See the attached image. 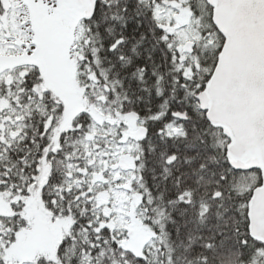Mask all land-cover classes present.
<instances>
[{
	"label": "snow or ice",
	"instance_id": "6c2138e0",
	"mask_svg": "<svg viewBox=\"0 0 264 264\" xmlns=\"http://www.w3.org/2000/svg\"><path fill=\"white\" fill-rule=\"evenodd\" d=\"M0 264H264V0H0Z\"/></svg>",
	"mask_w": 264,
	"mask_h": 264
}]
</instances>
